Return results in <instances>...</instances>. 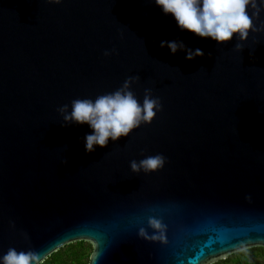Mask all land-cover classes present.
<instances>
[{
	"label": "water",
	"instance_id": "water-1",
	"mask_svg": "<svg viewBox=\"0 0 264 264\" xmlns=\"http://www.w3.org/2000/svg\"><path fill=\"white\" fill-rule=\"evenodd\" d=\"M173 40L204 55L161 47ZM135 76L139 102L151 89L162 110L86 152L92 129L62 126L58 108ZM156 154L162 169L131 171ZM150 217L166 243L139 235L153 234ZM77 242L88 264H216L264 249V30L217 44L155 0H0V257L45 261Z\"/></svg>",
	"mask_w": 264,
	"mask_h": 264
},
{
	"label": "clouds",
	"instance_id": "clouds-1",
	"mask_svg": "<svg viewBox=\"0 0 264 264\" xmlns=\"http://www.w3.org/2000/svg\"><path fill=\"white\" fill-rule=\"evenodd\" d=\"M59 4L61 0H49ZM165 15H172L181 31H189L200 38H211L217 44H224L238 37L243 42L248 39L249 32L264 30V23L258 28L254 23L260 15L264 0H155ZM249 8L252 14L249 15ZM167 46L172 54L185 51L186 59L193 60L204 55L201 49L187 48L183 41H162L161 47ZM236 49L242 50L237 43ZM109 55V53H105ZM139 76L129 77L114 92L91 98H76L69 105L58 108L63 116L62 126L71 124H87L92 129L85 136L86 152H94L96 146L107 147L109 140L115 142L127 137L142 124H150L158 111L162 110L160 99L152 96L151 89H145L143 103L131 90V85L139 80ZM67 164V160L64 162ZM166 158L161 154L149 155L137 162H130L133 173L145 174L156 172L165 166ZM148 227L153 234L149 236L146 229L141 228L139 235L145 239L166 243L167 226L161 219L150 217ZM0 264H45L40 254L33 250L18 251L9 248L0 257Z\"/></svg>",
	"mask_w": 264,
	"mask_h": 264
},
{
	"label": "trees",
	"instance_id": "trees-1",
	"mask_svg": "<svg viewBox=\"0 0 264 264\" xmlns=\"http://www.w3.org/2000/svg\"><path fill=\"white\" fill-rule=\"evenodd\" d=\"M243 252H246L245 254L246 257L247 256L255 257L257 255L264 257V249L262 248L250 249ZM90 254H91V246L89 244L83 242H77L65 246L64 248L53 253L45 260V264H88ZM238 254H234L232 256ZM246 257L244 259V263L242 264H262L258 262L249 263L246 261ZM223 261H228V258Z\"/></svg>",
	"mask_w": 264,
	"mask_h": 264
},
{
	"label": "rangeland",
	"instance_id": "rangeland-1",
	"mask_svg": "<svg viewBox=\"0 0 264 264\" xmlns=\"http://www.w3.org/2000/svg\"><path fill=\"white\" fill-rule=\"evenodd\" d=\"M246 252L239 253L238 255L235 256H229L228 261H219L216 264H242L244 263V259L246 257ZM246 261L251 263V262H258L264 264V257L261 256H255V257H246Z\"/></svg>",
	"mask_w": 264,
	"mask_h": 264
}]
</instances>
